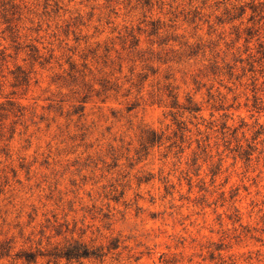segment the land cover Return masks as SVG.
I'll use <instances>...</instances> for the list:
<instances>
[{
  "label": "clouds",
  "instance_id": "1",
  "mask_svg": "<svg viewBox=\"0 0 264 264\" xmlns=\"http://www.w3.org/2000/svg\"><path fill=\"white\" fill-rule=\"evenodd\" d=\"M0 264H264V0H0Z\"/></svg>",
  "mask_w": 264,
  "mask_h": 264
}]
</instances>
